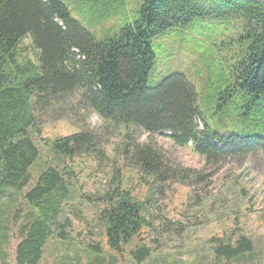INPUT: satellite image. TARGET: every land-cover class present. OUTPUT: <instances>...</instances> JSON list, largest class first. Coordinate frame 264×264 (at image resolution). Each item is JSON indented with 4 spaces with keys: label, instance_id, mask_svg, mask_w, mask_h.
<instances>
[{
    "label": "trees",
    "instance_id": "1",
    "mask_svg": "<svg viewBox=\"0 0 264 264\" xmlns=\"http://www.w3.org/2000/svg\"><path fill=\"white\" fill-rule=\"evenodd\" d=\"M125 14V8L114 7L88 17L86 27L63 0H0V250L11 237L9 226L22 218L14 264H41L45 245L62 227L58 218L71 186L64 157L104 161L114 130L124 134L115 150L121 163L151 181L187 184L189 171L169 163L156 146L157 133L207 163L264 154V0H141L130 20H122ZM233 15L241 17L243 34L233 41L234 49L230 41L221 43L232 62L221 63L218 75L208 65L200 94L176 72L148 87L157 71L155 38L198 17ZM110 19L117 22L104 27ZM27 34L38 50L36 61L19 57L18 46ZM80 110L96 116L102 128H86ZM57 119L77 121L82 129L53 139V157L27 187L29 169L40 155L35 137L46 120ZM134 130L147 139L138 141L131 136ZM22 190L27 209L14 199L4 211L11 192ZM151 195L140 198L117 182L105 194L106 245L119 255L129 248L136 264L154 250L144 242V235L156 229L146 207ZM234 229L207 240L211 258L204 264L252 252L253 241L238 226ZM57 235L62 238L64 231Z\"/></svg>",
    "mask_w": 264,
    "mask_h": 264
},
{
    "label": "rangeland",
    "instance_id": "2",
    "mask_svg": "<svg viewBox=\"0 0 264 264\" xmlns=\"http://www.w3.org/2000/svg\"><path fill=\"white\" fill-rule=\"evenodd\" d=\"M71 16L87 27L88 17L98 16L114 7L125 8L122 20L131 19L141 0H63ZM124 4V6H123ZM117 22L110 19L108 27ZM93 31V29H90ZM99 34V29H96ZM243 34L239 15L221 19L207 16L193 19L187 25L171 29L155 38L152 48L156 55L157 71L148 80V87H156L163 78L176 72L185 76L200 89L207 76V66L214 68L224 62L230 64L229 50L221 44L236 41ZM239 41V40H238ZM239 44V42H237ZM20 59L36 61L38 50L31 36L25 35L18 46ZM164 66L169 70L164 69ZM199 92V91H198ZM200 94V92H199ZM202 99V96L200 95ZM83 121L88 129H101V121L83 110ZM77 121L68 119L46 120L35 142L40 155L29 169L31 181H36L44 161L53 157L51 144L54 138L80 131ZM123 131L114 130L109 136L107 159L97 162L87 155L64 157L63 164L71 182L59 225L44 248L41 264H136L129 256V248L119 255L106 245L102 215L107 208L105 194L116 182L120 189L138 193L140 198L152 194L146 204L148 216L156 225L152 235H144L147 246L154 248L151 257L140 264H204L211 258L207 241L211 236L232 234L235 227L253 241V250L230 262L220 264H264V154L246 158L227 159L207 163L189 148L173 145L169 138L155 134L156 146L175 166L188 169L187 184L176 180L151 181L143 177L134 166L121 163L116 149L122 146ZM131 136L145 141L147 135L134 130ZM144 180H147L145 183ZM26 187V188H27ZM11 192L2 209L21 203L20 194ZM19 219V223H20ZM18 222L9 226L11 237L0 250V264H14V247L20 234ZM64 231L60 238L57 233ZM56 233V234H55Z\"/></svg>",
    "mask_w": 264,
    "mask_h": 264
},
{
    "label": "built area",
    "instance_id": "3",
    "mask_svg": "<svg viewBox=\"0 0 264 264\" xmlns=\"http://www.w3.org/2000/svg\"><path fill=\"white\" fill-rule=\"evenodd\" d=\"M190 143V142H189Z\"/></svg>",
    "mask_w": 264,
    "mask_h": 264
}]
</instances>
